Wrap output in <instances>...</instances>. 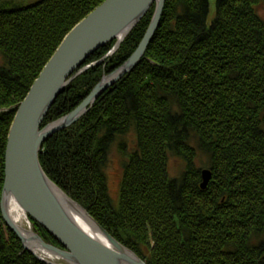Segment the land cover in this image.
<instances>
[{"label": "trees", "instance_id": "16d2710c", "mask_svg": "<svg viewBox=\"0 0 264 264\" xmlns=\"http://www.w3.org/2000/svg\"><path fill=\"white\" fill-rule=\"evenodd\" d=\"M105 1L0 0V110L24 101L68 32ZM263 3L215 0L207 26L210 0H166L141 64L40 152L52 182L147 264H264V19L256 12ZM155 10L111 58L103 60L115 41L84 62L80 69L101 63L60 95L42 128L133 56ZM16 113L0 111V198ZM113 149L125 161L117 202L106 172ZM200 156L213 173L205 190ZM171 157L184 162L180 177L170 175ZM0 264H46L7 226L1 199Z\"/></svg>", "mask_w": 264, "mask_h": 264}, {"label": "water", "instance_id": "95a60500", "mask_svg": "<svg viewBox=\"0 0 264 264\" xmlns=\"http://www.w3.org/2000/svg\"><path fill=\"white\" fill-rule=\"evenodd\" d=\"M166 0H107L75 26L30 87L16 110L5 152V181L1 209L7 226L16 233L25 251L46 264H147L100 225L87 209L68 196L45 173L41 150L48 139L87 115L104 92L130 75L141 64L162 20ZM155 4L153 20L143 41L123 66L104 75L86 100L71 114L42 128L51 107L80 74L101 62L80 69L96 51L116 45L103 60L111 58L143 21ZM102 60V61H103ZM78 71V72H77ZM213 173L202 172L201 189L208 188ZM16 203L58 240L62 248L43 240L36 231L25 230L10 218ZM42 252L40 255L39 253Z\"/></svg>", "mask_w": 264, "mask_h": 264}, {"label": "rangeland", "instance_id": "374dc122", "mask_svg": "<svg viewBox=\"0 0 264 264\" xmlns=\"http://www.w3.org/2000/svg\"><path fill=\"white\" fill-rule=\"evenodd\" d=\"M210 13H209V18L207 22V26H209L213 20L216 18V5H215V0H210ZM257 14L264 19V3L256 8ZM129 139V145L128 148L131 149L133 147V142L134 139L132 137H128ZM114 151L112 152L110 159H109V164L107 167V176H108V183H109V194H111V197L114 202H117L119 199V190L121 187V180L123 177V164H124V158L121 156L119 151L117 149H113ZM207 158L206 157H201L197 160V165L201 169H207ZM183 166L184 162L183 160H180L178 158H172L170 161L169 165V170H170V175L171 177H180L183 171ZM29 227L31 230H33L31 226V221L29 220ZM35 231V230H34Z\"/></svg>", "mask_w": 264, "mask_h": 264}, {"label": "bare ground", "instance_id": "6f19581e", "mask_svg": "<svg viewBox=\"0 0 264 264\" xmlns=\"http://www.w3.org/2000/svg\"><path fill=\"white\" fill-rule=\"evenodd\" d=\"M10 218L17 224V226L30 231L29 219L27 218L26 213L21 209L16 203L10 204ZM40 252L39 254H41Z\"/></svg>", "mask_w": 264, "mask_h": 264}]
</instances>
